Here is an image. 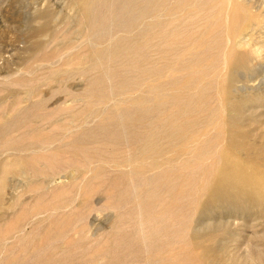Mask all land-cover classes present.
<instances>
[{
    "label": "rangeland",
    "instance_id": "1",
    "mask_svg": "<svg viewBox=\"0 0 264 264\" xmlns=\"http://www.w3.org/2000/svg\"><path fill=\"white\" fill-rule=\"evenodd\" d=\"M260 2L258 10L251 7V17L241 23L243 33L236 39L235 52L246 55L245 64L240 68L223 69L225 60L222 55L230 40L227 32L230 33L232 29V24L225 20V13L211 10L210 17L204 20L197 16L199 18L191 20L192 28L189 26L187 31L192 41L198 39L204 46L211 42V45L215 44L209 51L200 46L192 49V54L204 60L191 71H195V78H199L198 74L203 72L199 78L202 85L214 81L207 90L208 107L218 108L221 102L226 107L225 125L220 129L222 138L219 144L232 158L224 159L222 169L229 167L230 162H237L249 172L254 171L262 186L264 182L259 179L264 178V117L259 118V113L264 116V0ZM120 3L118 0L114 7H120ZM108 4L107 1L99 10L102 17L106 16L108 23L107 32L97 43L100 49L125 36L122 27L120 29L118 26L126 25V17L117 15L118 18H110L107 9H113V5ZM215 6L217 2L212 3L210 8L215 9ZM204 13L201 11L199 15ZM215 17L223 18L216 20ZM83 19L78 0H0V264H150L147 259L154 260L146 257L149 251L138 253V256L132 255V248L130 250L126 246L129 245L128 241H135V232L140 236L147 234V227L141 231L137 229L138 218H132L130 209L135 208L134 199L140 195L145 198L150 188L142 184L138 191L131 190L130 200H125L129 203L122 204L121 174L128 168L114 165V162L125 157L129 148H126L127 151L124 147L111 148L98 139L88 146L92 154L96 153L92 160L88 157H84V160L82 155L70 153L71 136L74 133L79 135L85 129L93 130L99 122V119H90L85 115L86 106L90 104L88 81L97 79L98 71H111L120 66L125 68L128 62V55L124 53L110 62L102 63L100 69L91 70L89 58L95 41ZM206 28L210 30L207 29L204 35ZM204 36L207 42L202 41ZM181 41L182 37H179L176 43ZM219 41H223L222 45L217 43ZM182 43L191 50V41L183 40ZM178 44L174 47L177 51L185 47ZM153 53L150 51L148 54L154 57ZM214 54L222 56L219 59L221 66L215 60L217 57L213 58ZM192 56L188 55L189 59L195 58ZM154 58L159 60L158 53ZM186 58L187 55L183 60ZM214 65L220 67L216 73H209ZM217 75L223 78L226 95L222 94L220 82L216 85ZM113 84L115 82L105 81L104 86L110 88ZM193 86L190 87L191 94L195 92ZM112 103L107 101L93 108L112 107ZM242 103L243 108L237 111L236 107ZM200 128L201 135H205L200 137L202 141L218 132L215 124L208 127L201 125ZM231 143L233 145L229 147ZM160 144L167 145L166 141L165 145L164 141ZM171 157L170 154L166 156L167 159ZM175 157L173 170H177L178 182L184 178L197 180L196 173L189 174L190 170L177 166L184 157ZM205 162L210 163L211 160L207 158ZM153 174L147 172L143 177L148 179ZM125 181L131 186L136 183L129 178ZM191 188L189 186L187 190ZM163 194L160 205L168 202L167 196ZM240 202L237 199L236 203ZM184 203L183 206L187 207ZM200 207L205 211L215 208L214 205L206 208L204 204ZM253 209L249 213L251 217L247 213L230 217V214L214 213L210 216L211 212H204L201 219L206 220L205 235L210 236L213 229L219 228L214 236L229 245L231 241L224 236V229L241 230L237 232L244 235L240 239L250 234L247 227L262 230L264 215L261 212L264 206L259 204ZM143 213L144 216L147 214ZM117 214L124 218L128 216L130 220L120 219ZM116 220L122 224L118 223L119 226ZM81 226L85 228L83 234L79 231ZM119 234L122 238L127 235V243L125 239L119 240ZM257 234L261 232L257 231ZM246 239L236 250L228 248L225 259L220 256L223 261L219 258L218 253L222 250L218 244L205 243L204 248L211 251L210 255L204 256L209 261L206 264L212 261V264H218L219 261V264H264V260L258 262L252 257ZM120 245L124 249L119 248ZM181 248L180 245H173L171 250L176 255ZM260 248L258 245L254 251ZM164 250H167L166 246ZM121 252L126 256L125 260L123 254L119 255ZM212 255L213 259L210 258ZM120 256L121 259H118ZM234 256L238 258L235 263L229 260Z\"/></svg>",
    "mask_w": 264,
    "mask_h": 264
},
{
    "label": "bare ground",
    "instance_id": "2",
    "mask_svg": "<svg viewBox=\"0 0 264 264\" xmlns=\"http://www.w3.org/2000/svg\"><path fill=\"white\" fill-rule=\"evenodd\" d=\"M78 1L83 12V20L89 26L90 34L95 41L89 58L92 63L90 69L93 71L97 68L100 69L102 63L110 62L124 53L128 55L126 67H118L122 70L117 68L111 71L105 69L102 73L98 71L97 79L88 81L87 95L90 99V104L88 103L90 106L87 104L85 115L90 119L97 118L99 122L93 130H90L91 128L85 129L79 135L74 133L71 136V145H69L72 155H82L83 159L88 157L91 160L96 153H94V150V154H92L88 146L90 142L98 139L103 140L104 145L111 148H129L130 151L126 149L128 154L125 157L114 162V165L128 168L126 172L123 171L121 174L123 187L120 193L121 200L124 199L122 204H126L130 200L131 190L138 191V189H141L142 184L150 186L149 191L144 195L145 198L139 194L140 197L134 199L135 208L130 209V213L133 215L132 218H138L137 229L141 231L147 227V234L140 236L135 232V241H128L129 245L126 244L127 235L122 238L119 234V240L125 239L126 246L130 250L132 248V255L138 256V253L143 252L145 254L149 251L146 257L154 258V260L147 259L150 264H206L208 259L205 260V257L210 255L211 251L204 248L205 243L218 244L222 250L218 253L219 258L222 257L223 259L228 248L232 247V251L233 249L236 250L245 238L248 239L247 242L252 257L257 259L258 262L264 260V228L253 230V228L247 227L250 234L245 235L246 237L242 239H240V236L244 235L237 233L241 230L224 229L222 230L224 236H227L231 241L229 245H225L224 242L214 236L219 228L213 229L210 236L205 235L206 220L201 219L204 212H211L210 216L214 213H221L225 216L230 214V217H235L238 213H247L251 217L249 213L254 210L253 208H256L259 204L264 206V184L260 186L261 184L259 185L260 182L256 178L255 172H249L237 162H230L229 167L222 169L224 159L226 157L232 158L227 150L221 149L219 144L222 138L220 129L225 125L224 113L226 107L221 102L218 108H209L210 106L207 105V90L214 84V81H208L207 84L202 85L199 78L203 72L199 71L201 73L198 74V76L200 75L199 78H195L197 77L193 75L195 71H191L204 60L199 55L192 54V49L200 46L209 51L214 48L215 44L211 45V42V44H205L204 46L198 39L192 41V39L190 40V33L187 31L189 26L190 29L192 28L193 23L191 20H194L195 17L204 20L206 17H210L211 10L225 13V20L232 24V29L230 33L227 32L230 40L226 37L228 40L226 47L228 48L225 49V54L222 55L225 60V62L222 60L224 62L223 69L240 68L242 64H245L246 55L235 52L236 39L243 33L241 23L251 17L250 9H259L261 0H243V2H239V0H120L121 5L118 8L114 7V3L118 0ZM107 1L110 4L108 6L113 5L111 7L113 9H107L110 18H116L117 15H121L123 18L126 17L124 23L126 25L118 26L120 29L122 27L125 36L113 40L105 49H100L97 43L102 40L103 34L107 32L108 23L106 16L105 18L102 17L103 15L101 16L99 10ZM126 2L128 3L126 4ZM214 2H217V7L211 9L210 7ZM121 7H124V9H119ZM201 11L205 13L200 16ZM215 18L221 20L223 17ZM209 28L205 29L204 35H206L205 33L208 32L207 29ZM133 32L134 36H132ZM219 36L222 39L221 34ZM179 37H182V41H191L192 44L189 43L191 50L182 41L179 44L176 43ZM204 38L205 36L202 41L207 42ZM214 40L216 42V39ZM222 42L217 43L222 45ZM177 44L185 47L177 51V48L174 49ZM150 51L155 52V54L158 53L159 60L154 58V53V57L149 56ZM186 55L189 61L186 60L187 58L183 60ZM188 55H193L192 57L195 58L189 59ZM218 55L215 56L214 54L213 56V58L217 57V59L215 58L216 62L222 59V56L219 57ZM219 63L220 61L217 64L220 65ZM217 66L214 65L209 73H216V69L221 65ZM105 81L115 82V85L113 84V87L108 88L104 86ZM215 81L216 85L220 82L222 94L226 95L223 78L217 75ZM194 84L196 86H193ZM191 86L195 91L192 94L190 93ZM129 93L136 94L132 96ZM107 101H113L112 107L93 108L94 105L103 104ZM241 108H243V103L238 105L236 110L239 111ZM261 112L263 111L261 110ZM201 114H204L203 117ZM262 117H264L263 114L259 113V118ZM214 124L218 127V132L202 141L200 137L203 135H201L200 126L208 127ZM162 141H164V145L166 141L167 145H161L160 142ZM232 145L233 143L229 147ZM112 152L115 151L112 150ZM169 154L172 157L167 159L166 156ZM175 156L184 157L181 162L177 163V166L180 165V169L183 170H190L189 174L196 173L198 175L197 180L184 178L178 182L177 170H173V166H175L173 164L176 161ZM207 158L211 160L210 163L205 162ZM170 169L173 171H170ZM147 172H153L154 174L145 179L143 175ZM127 178L133 179L136 183L133 186L126 184L125 180ZM259 180L264 182V178ZM114 184L116 185V183ZM189 186L192 187L191 190H187ZM161 193L167 196L168 202L165 205H160V199L164 198V196L161 197ZM187 199H189V202L185 204L184 202ZM237 199L241 200L239 204L236 203ZM125 200L127 201L125 202ZM183 203L188 206H183ZM157 204L158 207H156ZM201 204H204L206 208L214 205L215 208L205 211L200 207ZM119 205L121 206V204ZM153 205H155V208H153ZM152 209H158V211ZM142 212L147 214L144 216ZM262 213L264 215V210ZM118 217L121 216L118 215ZM125 218L128 221L130 220L128 216ZM125 218L122 216L120 219L125 220ZM117 220L116 223L118 224L119 221L117 222ZM123 223L126 222L123 221ZM84 229L81 226L79 231L83 234ZM6 230L8 231V229ZM53 230L55 229L53 228ZM114 231L118 232L120 230ZM257 231H260L261 234L258 235ZM234 235L239 238V241ZM119 240H117L118 243L121 242ZM256 244L262 247L257 252L254 251L255 247L258 246ZM173 245L182 247L180 253L173 254L171 250ZM164 246L167 247L166 251ZM126 250L129 249L126 248ZM122 254L121 252L119 255ZM213 256H210V258ZM121 257H118V259H121ZM122 258L125 260L126 256L124 255ZM237 259L235 256L229 258L233 263L237 262ZM38 260L42 259L38 258Z\"/></svg>",
    "mask_w": 264,
    "mask_h": 264
}]
</instances>
